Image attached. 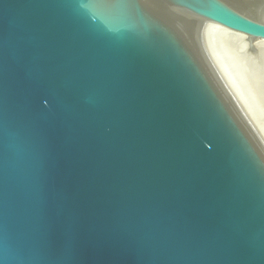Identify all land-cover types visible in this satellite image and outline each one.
<instances>
[{"label":"water","instance_id":"obj_1","mask_svg":"<svg viewBox=\"0 0 264 264\" xmlns=\"http://www.w3.org/2000/svg\"><path fill=\"white\" fill-rule=\"evenodd\" d=\"M206 24L255 55L264 0H0V264H264V143Z\"/></svg>","mask_w":264,"mask_h":264},{"label":"bare ground","instance_id":"obj_2","mask_svg":"<svg viewBox=\"0 0 264 264\" xmlns=\"http://www.w3.org/2000/svg\"><path fill=\"white\" fill-rule=\"evenodd\" d=\"M204 37L217 71L264 143V107L258 108L264 104V77L259 71L264 73V43L254 42L251 55L244 36L212 24L204 26Z\"/></svg>","mask_w":264,"mask_h":264},{"label":"rangeland","instance_id":"obj_3","mask_svg":"<svg viewBox=\"0 0 264 264\" xmlns=\"http://www.w3.org/2000/svg\"><path fill=\"white\" fill-rule=\"evenodd\" d=\"M259 104H261V105H259ZM259 104H258V106H259L258 108H261V106L264 107V106H263L264 104H262V103H259ZM262 120L264 121V119H262ZM263 123H264V122H263Z\"/></svg>","mask_w":264,"mask_h":264}]
</instances>
